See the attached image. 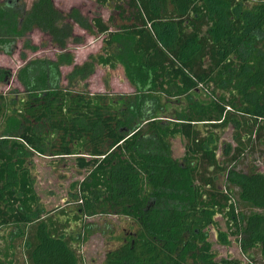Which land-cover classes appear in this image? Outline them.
Returning <instances> with one entry per match:
<instances>
[{"label":"trees","instance_id":"16d2710c","mask_svg":"<svg viewBox=\"0 0 264 264\" xmlns=\"http://www.w3.org/2000/svg\"><path fill=\"white\" fill-rule=\"evenodd\" d=\"M93 2L109 9L106 18L64 14L53 0L0 3L1 52L11 55L33 30L58 51L17 69L20 99L0 91V257L83 264L80 243L92 226L83 218L113 215L134 229L106 264H241L216 255L210 228L221 244L238 241L244 264H264V171L248 163L264 149V0ZM74 25L102 36L81 65L67 51L80 42ZM24 48L38 47L27 37ZM95 66H121L133 91H88L82 82ZM11 77L0 66V85ZM226 129L234 145L221 144ZM34 155L56 174L82 175L70 185L71 213L46 209Z\"/></svg>","mask_w":264,"mask_h":264},{"label":"rangeland","instance_id":"374dc122","mask_svg":"<svg viewBox=\"0 0 264 264\" xmlns=\"http://www.w3.org/2000/svg\"><path fill=\"white\" fill-rule=\"evenodd\" d=\"M4 0H0L2 3ZM23 2L28 8L33 0H18ZM57 9L62 13L67 14L70 9H77L84 17L88 19L95 12L100 13L105 18L108 16L109 9H100L96 6L93 0H53ZM250 4L257 3L259 0H248ZM74 34L80 38V42H69L67 51L72 55L73 62L81 65L88 61L89 57L97 54L100 51L102 36L88 33L74 25ZM29 37L31 44L35 45L37 51L32 52L30 49L24 48V41ZM264 42H260L263 44ZM15 48L11 55L0 51V66L9 68L12 71L11 80L8 84L0 85V91L6 95L7 100L20 99L21 86L16 80L17 69L25 63V60L32 58H54L58 52L55 46L52 45L48 36L43 35L37 30L29 33L26 37L17 40ZM25 54V59H21L20 54ZM71 66L62 68L63 74L70 72ZM65 84V83H64ZM86 86L88 91L92 93L110 92L112 94H124L132 92L130 81L125 76L121 66L116 69L109 67L95 66L93 75L87 78L82 85ZM66 85V84H65ZM81 84L78 83V86ZM203 89V88H201ZM205 90V91H204ZM199 91L203 98L206 94V89ZM221 144L226 143L234 145L232 132L226 129L222 133ZM173 156L180 158L184 152L183 140L176 138L171 142ZM222 146V148H223ZM221 152V150H220ZM220 158V156H219ZM248 163L255 165L260 171H264V149L257 150L256 153L248 157ZM48 157L34 155L35 168L33 170L36 177V188L40 194L42 202L47 210L64 208L67 212L74 210L72 203H66L68 192L72 182L81 179L82 175L71 168L62 169L64 175L54 173L50 167L46 165ZM69 166V165H66ZM223 176H218V183L221 185ZM71 215V214H70ZM87 223H91V228L87 229V237L80 243V254L83 259V264H106L105 254L107 251L119 246L124 240L127 233L134 229L132 222L125 217L97 216L83 218ZM219 227L224 229V222L220 217H217ZM73 227V226H72ZM74 228V227H73ZM209 236L214 242L213 248L218 257L236 258L244 264L248 261V257L241 251L239 243L235 238L230 237V244H221L214 228L209 229ZM0 264H9L0 258ZM22 264V263H20Z\"/></svg>","mask_w":264,"mask_h":264},{"label":"flooded vegetation","instance_id":"af4514ba","mask_svg":"<svg viewBox=\"0 0 264 264\" xmlns=\"http://www.w3.org/2000/svg\"><path fill=\"white\" fill-rule=\"evenodd\" d=\"M1 259H3L2 257H0Z\"/></svg>","mask_w":264,"mask_h":264}]
</instances>
